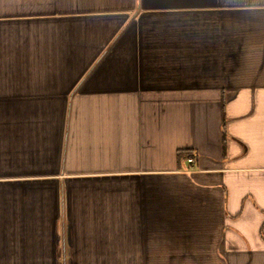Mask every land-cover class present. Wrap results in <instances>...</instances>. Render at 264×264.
Returning <instances> with one entry per match:
<instances>
[{
	"label": "crops",
	"instance_id": "1",
	"mask_svg": "<svg viewBox=\"0 0 264 264\" xmlns=\"http://www.w3.org/2000/svg\"><path fill=\"white\" fill-rule=\"evenodd\" d=\"M0 264H264V0H0Z\"/></svg>",
	"mask_w": 264,
	"mask_h": 264
},
{
	"label": "trees",
	"instance_id": "2",
	"mask_svg": "<svg viewBox=\"0 0 264 264\" xmlns=\"http://www.w3.org/2000/svg\"><path fill=\"white\" fill-rule=\"evenodd\" d=\"M177 156H178V158H182V157H186V158L192 157V158H194V156L191 153H189L188 151H185V150H178L177 151Z\"/></svg>",
	"mask_w": 264,
	"mask_h": 264
},
{
	"label": "built area",
	"instance_id": "3",
	"mask_svg": "<svg viewBox=\"0 0 264 264\" xmlns=\"http://www.w3.org/2000/svg\"><path fill=\"white\" fill-rule=\"evenodd\" d=\"M186 160H187L188 163H192L193 160H194V158H192V157H188Z\"/></svg>",
	"mask_w": 264,
	"mask_h": 264
}]
</instances>
